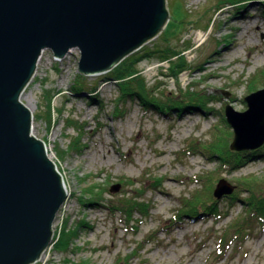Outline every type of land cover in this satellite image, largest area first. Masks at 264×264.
Masks as SVG:
<instances>
[{"label": "rangeland", "instance_id": "obj_1", "mask_svg": "<svg viewBox=\"0 0 264 264\" xmlns=\"http://www.w3.org/2000/svg\"><path fill=\"white\" fill-rule=\"evenodd\" d=\"M166 2L163 34L133 55L168 44L183 53L187 71L170 76L169 62L157 54L137 67L161 99L179 94L173 100L181 101L180 93L190 91L203 98L202 108L167 116L131 98L124 104L106 73L82 74L86 91L74 95L80 51L61 59L43 51L21 100L67 198L53 223V241L33 264H264V154L233 168L232 158L214 157L207 148L221 138L230 149L234 131L226 106L243 112L245 97L264 89V0L221 9L219 0ZM248 151L254 150L239 152ZM220 179L234 189L218 199L213 192ZM252 188L263 191L253 200L257 208L249 204ZM198 193L216 204L196 212L186 199ZM130 200L145 205H138L142 213L133 211L128 231L110 204ZM65 230L66 243L60 239Z\"/></svg>", "mask_w": 264, "mask_h": 264}, {"label": "water", "instance_id": "obj_2", "mask_svg": "<svg viewBox=\"0 0 264 264\" xmlns=\"http://www.w3.org/2000/svg\"><path fill=\"white\" fill-rule=\"evenodd\" d=\"M166 0H0V264H33L53 240L67 188L33 114L21 101L44 50L64 58L80 51L79 72L107 73L165 29ZM247 110L225 108L231 150L264 145V89L247 95ZM114 186L112 192L119 189ZM219 180L214 196L233 192Z\"/></svg>", "mask_w": 264, "mask_h": 264}, {"label": "trees", "instance_id": "obj_3", "mask_svg": "<svg viewBox=\"0 0 264 264\" xmlns=\"http://www.w3.org/2000/svg\"><path fill=\"white\" fill-rule=\"evenodd\" d=\"M245 1H249V0H219L220 2L219 9L224 7L222 5H224L225 3H231L233 5H237ZM164 40L167 43L169 41V38L165 37ZM165 47L166 48L159 46L154 50L143 49L137 55H133L132 53L128 55L124 60H122L118 65H116L112 70L106 73L107 75L106 81H114V83L120 89V92L118 93L117 96L118 101L125 104L128 101V99L131 98L134 101L138 102L139 105L146 111H155L160 114H166L167 116H169V114L173 110L183 112L191 109L192 107H200V108L203 107L204 104L203 98L200 97L199 94H195L194 92L188 91V92L180 93L183 95L184 98L181 101L173 100V99H177L179 94L177 95L174 94V96L173 94L172 96H166L165 98L166 100H163L159 97V95H157L154 88H149L147 86L146 80L144 79L143 74L141 73V70L137 67V65L143 59L147 57L151 58L154 54L160 56V62H169V70L171 71L170 76L177 78L181 73L187 71V62L183 53H180L175 48L169 47L168 44ZM262 73L264 77V72ZM83 78L85 77L81 73H79L77 78L74 80V84L71 88V91L74 95H80L81 93L86 91L82 81ZM190 88H192V86H190ZM218 139L219 140H216V143L210 142V146L207 147L209 149L208 153L212 154L214 157L224 158L226 156L228 158H232L234 160L233 168L244 166L247 156L252 157V159H254L259 154H264V146L255 149L254 151H248L243 153L233 152L230 149H228L226 142L223 143L224 139L222 140L221 138ZM212 187L213 184L210 190L212 189ZM250 191L254 192L256 195L254 194L251 196V198H249V204L252 206L255 205V208H257L256 204L253 203V200H257V198H260L257 195L263 191L259 192L253 188ZM262 195L263 198H260V203L262 204L260 211L261 213H264V194ZM192 197L187 198L186 203L188 200H192L190 204H194L196 212H198L199 209H203V210L206 209L208 211L211 205L216 204L215 202L212 201V199L210 201H205L204 198L205 196L201 193L196 194L193 198ZM100 198L95 199V201H99L98 204L101 203V201H104L101 200ZM133 198L138 200L136 196H134ZM136 203L137 204H135L133 201L130 200L128 202H117V204L113 203L110 205H112L111 206L112 212L114 214L121 213L122 214L121 219L124 221L125 225L127 223L128 225H130V222L133 220V214H132L133 211H139L142 213V210L138 205H145L142 202H136ZM147 203L148 202H146V204ZM255 208L254 210H256ZM189 211H191V213L194 212L193 209H189ZM68 233L69 232H66L65 230L64 234L61 235L60 239L63 240L64 243H66L68 240L69 241L71 240L70 238L71 236Z\"/></svg>", "mask_w": 264, "mask_h": 264}, {"label": "bare ground", "instance_id": "obj_4", "mask_svg": "<svg viewBox=\"0 0 264 264\" xmlns=\"http://www.w3.org/2000/svg\"><path fill=\"white\" fill-rule=\"evenodd\" d=\"M228 28H231V25H229L228 26ZM202 44V43H201ZM61 59V58H60ZM260 58H258V60H259ZM80 61V60H79ZM212 61H214V59H212V60H210V62H212ZM78 66H79V64H78ZM79 69V68H78ZM24 93V92H23ZM23 93H22V95H23ZM22 101V100H21ZM23 102V101H22ZM24 103V102H23ZM25 104V103H24ZM27 106V105H26ZM28 107V106H27ZM29 108V107H28ZM30 109V108H29ZM170 178H175V176H169ZM125 228H126V230H128L129 231V229H130V227H129V225H128V223L124 226ZM43 254L41 255V257H40V259L39 260H41L42 258H43Z\"/></svg>", "mask_w": 264, "mask_h": 264}, {"label": "built area", "instance_id": "obj_5", "mask_svg": "<svg viewBox=\"0 0 264 264\" xmlns=\"http://www.w3.org/2000/svg\"><path fill=\"white\" fill-rule=\"evenodd\" d=\"M41 58V57H40ZM40 60V59H39ZM25 91V90H24Z\"/></svg>", "mask_w": 264, "mask_h": 264}, {"label": "clouds", "instance_id": "obj_6", "mask_svg": "<svg viewBox=\"0 0 264 264\" xmlns=\"http://www.w3.org/2000/svg\"><path fill=\"white\" fill-rule=\"evenodd\" d=\"M39 62V61H38ZM28 86V85H27Z\"/></svg>", "mask_w": 264, "mask_h": 264}]
</instances>
